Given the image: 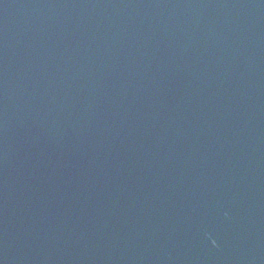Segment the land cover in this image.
<instances>
[{"label": "water", "instance_id": "95a60500", "mask_svg": "<svg viewBox=\"0 0 264 264\" xmlns=\"http://www.w3.org/2000/svg\"><path fill=\"white\" fill-rule=\"evenodd\" d=\"M0 264H264V0H0Z\"/></svg>", "mask_w": 264, "mask_h": 264}]
</instances>
